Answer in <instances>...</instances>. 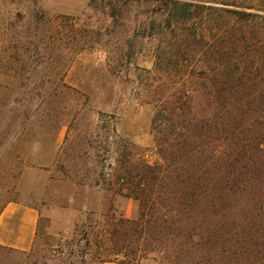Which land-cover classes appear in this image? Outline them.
<instances>
[{"label": "rangeland", "instance_id": "obj_1", "mask_svg": "<svg viewBox=\"0 0 264 264\" xmlns=\"http://www.w3.org/2000/svg\"><path fill=\"white\" fill-rule=\"evenodd\" d=\"M187 1L0 0V214L40 212L32 249L0 246V264H163L160 242L142 252L148 237L104 217L134 219V201L93 184L113 174L120 140L160 162L149 92L166 81L148 72L169 49L166 9Z\"/></svg>", "mask_w": 264, "mask_h": 264}, {"label": "trees", "instance_id": "obj_2", "mask_svg": "<svg viewBox=\"0 0 264 264\" xmlns=\"http://www.w3.org/2000/svg\"><path fill=\"white\" fill-rule=\"evenodd\" d=\"M256 1L170 2L160 35L169 49L148 72L166 81L149 92L160 162L120 140L113 174L107 180L103 170L93 184L134 201V219L110 218L111 209L104 217L114 233L148 237L142 252L160 242L163 264H264V9Z\"/></svg>", "mask_w": 264, "mask_h": 264}, {"label": "crops", "instance_id": "obj_3", "mask_svg": "<svg viewBox=\"0 0 264 264\" xmlns=\"http://www.w3.org/2000/svg\"><path fill=\"white\" fill-rule=\"evenodd\" d=\"M40 212L19 203H9L0 214V246L29 251L36 241Z\"/></svg>", "mask_w": 264, "mask_h": 264}]
</instances>
